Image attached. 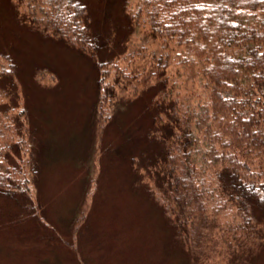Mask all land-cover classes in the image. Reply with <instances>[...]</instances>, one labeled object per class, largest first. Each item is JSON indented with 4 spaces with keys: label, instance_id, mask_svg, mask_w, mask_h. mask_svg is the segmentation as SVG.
Listing matches in <instances>:
<instances>
[{
    "label": "trees",
    "instance_id": "16d2710c",
    "mask_svg": "<svg viewBox=\"0 0 264 264\" xmlns=\"http://www.w3.org/2000/svg\"><path fill=\"white\" fill-rule=\"evenodd\" d=\"M29 2L34 4L28 19L12 0H0V55L9 60L11 72L4 80L27 91L26 78L19 80L16 43L28 44L27 33L49 40L44 29L51 27L57 36L53 34V40L85 58L97 73L96 97L87 111L91 126L104 133L113 124L120 143L115 152L128 144L129 153L118 151L121 156L132 163L142 161L150 173L157 168L155 189L144 187L152 198L158 193L154 203L185 263L201 264L200 258L213 260L218 254L225 264H256L264 251V0H141L136 13L130 0ZM139 15L151 35L172 49L183 87L173 96L166 77L153 83L150 98L135 113V97L127 101V108L117 107L106 98L103 81L105 67L126 52L137 26L133 18ZM168 57L162 61L164 67ZM42 63L54 66L48 60H33L37 78ZM190 81L192 87L187 88ZM202 94L206 100L196 109L193 98ZM21 115L28 138L42 142L39 124L45 117L36 111L30 117L25 104ZM10 149L11 143H0V159L12 160ZM201 161L210 168L209 185L201 179ZM27 163L32 173L38 171L34 158ZM15 189L20 188L10 179L0 178V195L22 199L35 220L45 224L41 202L29 192L18 196ZM226 202L235 206L242 220L227 229L204 215L210 209L218 213Z\"/></svg>",
    "mask_w": 264,
    "mask_h": 264
},
{
    "label": "rangeland",
    "instance_id": "374dc122",
    "mask_svg": "<svg viewBox=\"0 0 264 264\" xmlns=\"http://www.w3.org/2000/svg\"><path fill=\"white\" fill-rule=\"evenodd\" d=\"M12 2L25 18L34 4L29 0ZM140 2L130 0L132 12L136 13ZM139 18L140 15L133 18L137 26L126 52L105 67L103 81L108 90L106 98L115 101L117 107L127 108V101L135 97V113L150 98L153 83L166 77L173 96L183 87L172 49L142 25L143 16ZM44 30L51 33V39L27 33L28 44L18 42L15 46L19 80L26 78L27 91L21 84L16 90L4 80L11 74L10 63L0 55V143H11L12 158L0 159V178L7 177L20 188L15 189L18 196L29 192L37 203L41 202V215L48 225L35 220L28 207L22 205V199L10 200L0 195V264H186L181 248L172 245L170 229L155 204L158 193L152 198L144 187L148 184V189H155L157 168L153 167L154 172L150 173L140 159L132 163L130 158L121 156L118 151L129 153L128 144L115 152L114 147L120 143L115 139L113 124L104 133L91 126L93 119L87 111L96 97L97 73L85 58L57 44L51 27ZM167 55L170 62L164 67L162 61ZM37 59L54 64L52 68L39 64L42 69L38 67V73L35 69L39 78L32 70L33 60ZM192 84L190 81L187 88ZM198 87L202 93L203 86ZM205 100V95H199L193 98L192 105L200 109ZM24 104L30 117L31 111L45 117L39 121L42 142L37 137L29 139L20 125L24 122ZM33 117V124L37 125ZM0 152L4 156V150ZM31 153L38 164L36 173L27 163L32 159ZM202 165L205 171L201 179L209 185L210 168L204 162ZM223 206L216 214L210 209L204 215L213 217L226 229L242 223L235 206L229 202ZM219 243L224 247L225 243ZM212 259L200 258L197 262L225 264L218 254ZM256 264H264V251Z\"/></svg>",
    "mask_w": 264,
    "mask_h": 264
}]
</instances>
